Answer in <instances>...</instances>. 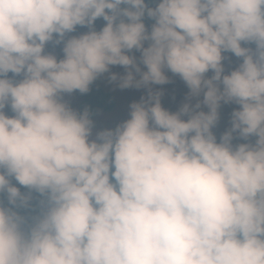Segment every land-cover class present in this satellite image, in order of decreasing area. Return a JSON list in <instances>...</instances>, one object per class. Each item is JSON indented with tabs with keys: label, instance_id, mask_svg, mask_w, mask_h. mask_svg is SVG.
<instances>
[{
	"label": "clouds",
	"instance_id": "obj_1",
	"mask_svg": "<svg viewBox=\"0 0 264 264\" xmlns=\"http://www.w3.org/2000/svg\"><path fill=\"white\" fill-rule=\"evenodd\" d=\"M0 264H264V0H0Z\"/></svg>",
	"mask_w": 264,
	"mask_h": 264
},
{
	"label": "rangeland",
	"instance_id": "obj_2",
	"mask_svg": "<svg viewBox=\"0 0 264 264\" xmlns=\"http://www.w3.org/2000/svg\"><path fill=\"white\" fill-rule=\"evenodd\" d=\"M102 21L98 20L96 22L97 27L102 25ZM84 29H78V31H83ZM50 51L52 49H49ZM55 51H59L56 49ZM138 55V54H137ZM230 55V54H229ZM235 58H233L234 60ZM113 72L122 73L123 69L119 66H114L111 69ZM171 75V74H169ZM105 91H110L114 93L117 99L115 108L109 111L99 110L97 114L93 117L96 129H102L106 127H114L116 123L127 118L128 105L134 100H138L140 95L143 94L144 90L136 89H116L109 84L106 78L97 79ZM155 88L162 89L164 95L161 98L162 106L169 109L170 111H175L181 101L183 100L184 95L187 92V88L184 83L178 77H172L171 82L165 85H157ZM69 100L72 107L79 109L82 100L76 95L72 94L71 97H66ZM234 107L233 105H222L220 109V121L218 129L214 131H223L227 126V121L229 113Z\"/></svg>",
	"mask_w": 264,
	"mask_h": 264
},
{
	"label": "trees",
	"instance_id": "obj_3",
	"mask_svg": "<svg viewBox=\"0 0 264 264\" xmlns=\"http://www.w3.org/2000/svg\"><path fill=\"white\" fill-rule=\"evenodd\" d=\"M145 23L147 26L151 23V21L145 20ZM74 94H76L82 100L79 109H82L83 107L87 106L94 113L93 117L97 114L99 110H112L113 108H115V104L117 103V99L114 93L110 91H105L98 80H96L90 86V91L88 93L83 95L79 93Z\"/></svg>",
	"mask_w": 264,
	"mask_h": 264
},
{
	"label": "bare ground",
	"instance_id": "obj_4",
	"mask_svg": "<svg viewBox=\"0 0 264 264\" xmlns=\"http://www.w3.org/2000/svg\"><path fill=\"white\" fill-rule=\"evenodd\" d=\"M97 95V94H96ZM107 98V97H106ZM113 101V100H112ZM109 102V101H108ZM111 103V102H110Z\"/></svg>",
	"mask_w": 264,
	"mask_h": 264
}]
</instances>
